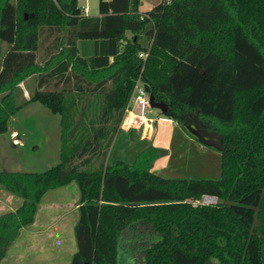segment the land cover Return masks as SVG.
<instances>
[{
  "label": "trees",
  "instance_id": "trees-1",
  "mask_svg": "<svg viewBox=\"0 0 264 264\" xmlns=\"http://www.w3.org/2000/svg\"><path fill=\"white\" fill-rule=\"evenodd\" d=\"M135 4L98 0L97 15H84L77 0H0V134L28 102L59 117L55 164L0 170V187L21 199L0 214V259L43 192L75 181L67 264H118L124 247L138 251L135 264H264V0H160L143 12ZM85 39L87 60L76 47ZM29 76L34 88L16 102ZM137 78L181 128L219 138L218 179L150 172L153 146L131 163L109 162ZM134 226L141 237L121 236Z\"/></svg>",
  "mask_w": 264,
  "mask_h": 264
},
{
  "label": "crops",
  "instance_id": "crops-1",
  "mask_svg": "<svg viewBox=\"0 0 264 264\" xmlns=\"http://www.w3.org/2000/svg\"><path fill=\"white\" fill-rule=\"evenodd\" d=\"M134 1L137 12H143L139 11L140 0H128L129 11ZM78 6L84 15H89L85 4ZM125 35L130 34L125 32ZM82 41L76 42L77 50L78 46L85 45L86 50L80 53L90 57L93 52V42ZM142 41L145 43L144 39H141V43ZM23 81L18 87L22 99L27 100L34 88L35 79L32 76L34 83L27 90L21 87ZM159 105H162L163 112L158 111L155 115L162 119L150 135L140 137L136 130L118 129L107 151L109 162L119 160L131 163L140 151L153 146L157 152L165 148L163 152L165 156L156 154L149 165V171L156 175L164 178L174 177L171 175L184 174L196 169L194 167L196 164L198 168L203 169L202 171L210 173L209 179L219 178L218 144L214 148H207L198 141L203 138L206 141L218 140L219 143V138L209 137L206 131L192 125L181 128L175 121L168 119L165 106L161 103L157 106ZM0 141L19 152V156L16 154L15 159L11 158L23 165V170L4 171L44 170L58 160L59 117L37 102H28L9 118L5 132L0 134ZM27 143H30L29 146ZM78 197L79 191L75 181L43 192L36 204L32 221L18 229L5 255L0 259V264H67L76 249L73 228L78 218ZM20 202L18 196L0 187V214L14 210ZM141 230L138 226L129 227L121 236L141 237Z\"/></svg>",
  "mask_w": 264,
  "mask_h": 264
},
{
  "label": "rangeland",
  "instance_id": "rangeland-1",
  "mask_svg": "<svg viewBox=\"0 0 264 264\" xmlns=\"http://www.w3.org/2000/svg\"><path fill=\"white\" fill-rule=\"evenodd\" d=\"M12 1V0H11ZM159 0L155 1V0H140V7H139V11H146L148 9H150L156 2H158ZM97 2L98 0H77V4L83 6L84 4L87 6L88 9V14L89 15H95L97 14ZM84 43H91L90 40H83ZM82 41V42H83ZM89 41V42H88ZM142 43L144 44V41H142ZM91 45V44H90ZM4 44H2V48H4ZM41 50H42V46L40 45L37 51V54L40 55L41 54ZM86 50V46L85 45H80L78 46V50L77 53L78 55L87 60L89 55H85L83 56V53L80 52H84ZM92 48L90 46V54H91ZM28 78V79H27ZM25 78V80L22 82L21 87H23L25 90H27V88H29L30 85H32L34 83V81H32V76ZM15 98H16V102L21 101L22 100V96H21V92L18 89L15 92ZM166 108V107H165ZM163 112V107L162 105L160 106H153L149 109L148 114L154 116L156 112ZM164 115V113H162V116ZM27 130V129H26ZM208 133V132H206ZM29 135V134H28ZM209 137H213L215 139V135L208 133ZM31 136V135H30ZM26 137H27V131H26ZM198 141L200 142V144H202L204 147H209V148H214V146L216 144L217 147H219V143L218 140H208L206 141V139H198ZM30 143H27V146H29ZM45 143H43L44 145ZM108 150V149H107ZM17 150H15L14 148H9L8 144L6 146V144H2V142L0 141V169L2 170H23V165L18 164L17 162H15L14 160H12V158L17 154L18 156L20 155L19 152H16ZM162 151V152H160ZM165 148H161L158 150L157 154H159L160 156H165L164 152ZM12 157V158H11ZM15 159V157L13 158ZM220 163V161H219ZM194 167L196 169H192L190 172H186L184 174L181 173H177L175 175H171L174 177H169L170 179H209L210 177V173H207L205 171H202L203 169H201L200 167L198 168V166L195 164ZM218 178V177H217ZM216 178V179H217ZM214 199H207L205 200L204 197H202L199 200V203H213ZM142 241V240H140ZM134 248H130V247H124L122 248V250L119 253V259H118V264H135L136 262V258H138V251L133 254ZM206 264H219V262L212 258L209 257L206 260Z\"/></svg>",
  "mask_w": 264,
  "mask_h": 264
},
{
  "label": "built area",
  "instance_id": "built-area-1",
  "mask_svg": "<svg viewBox=\"0 0 264 264\" xmlns=\"http://www.w3.org/2000/svg\"><path fill=\"white\" fill-rule=\"evenodd\" d=\"M139 56L143 57L144 54L139 53ZM158 104L153 96L145 91L144 83L137 78L134 81L129 98L123 108L118 129L136 130L140 137L150 135L156 129L158 122L162 118H159L157 115H149L148 111L151 107L157 106ZM168 119L170 118L168 117Z\"/></svg>",
  "mask_w": 264,
  "mask_h": 264
},
{
  "label": "water",
  "instance_id": "water-1",
  "mask_svg": "<svg viewBox=\"0 0 264 264\" xmlns=\"http://www.w3.org/2000/svg\"><path fill=\"white\" fill-rule=\"evenodd\" d=\"M144 89H145L146 92H149V88H148V86L146 84H144Z\"/></svg>",
  "mask_w": 264,
  "mask_h": 264
},
{
  "label": "bare ground",
  "instance_id": "bare-ground-1",
  "mask_svg": "<svg viewBox=\"0 0 264 264\" xmlns=\"http://www.w3.org/2000/svg\"><path fill=\"white\" fill-rule=\"evenodd\" d=\"M208 198H209V199H213V198H210V197H204L205 200H207Z\"/></svg>",
  "mask_w": 264,
  "mask_h": 264
}]
</instances>
